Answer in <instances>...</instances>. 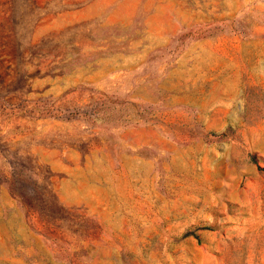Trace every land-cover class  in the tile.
Returning <instances> with one entry per match:
<instances>
[{
    "label": "rangeland",
    "instance_id": "obj_1",
    "mask_svg": "<svg viewBox=\"0 0 264 264\" xmlns=\"http://www.w3.org/2000/svg\"><path fill=\"white\" fill-rule=\"evenodd\" d=\"M0 264H264V0H0Z\"/></svg>",
    "mask_w": 264,
    "mask_h": 264
}]
</instances>
